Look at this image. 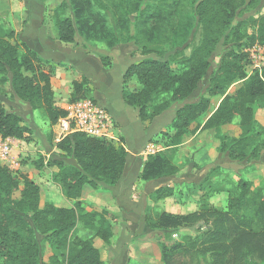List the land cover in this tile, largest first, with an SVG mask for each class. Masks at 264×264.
Here are the masks:
<instances>
[{
  "label": "trees",
  "instance_id": "1",
  "mask_svg": "<svg viewBox=\"0 0 264 264\" xmlns=\"http://www.w3.org/2000/svg\"><path fill=\"white\" fill-rule=\"evenodd\" d=\"M158 1L166 4L167 0ZM245 1L202 0L196 6V13L202 23L218 28L224 22L223 16L233 15ZM69 5L71 16L64 14L63 1L50 10L57 38L63 42H73L79 34L86 39L100 40L108 46L126 42L137 44L121 39L123 29L128 24H136L138 32L148 40L159 42L165 34L171 33L168 39L170 49H176L181 34L190 30L186 19L184 25L176 20L179 0H171L168 16L162 7H156L151 12L153 4L149 0H118L112 8L99 0H69ZM251 21L255 31L248 35V41L237 51H227L220 57L215 70L209 75L205 94L197 101L185 102L198 89L210 68L209 35L183 59L186 66L180 71L173 68L171 58H162L164 52L143 45L140 49L142 57L131 63L123 74L122 101L137 109L144 127L172 104L184 102L176 109L169 125L175 130L170 140L172 146L181 143L193 122L197 123V131H200L218 128L238 118L240 134H221L218 150L231 160L258 161L264 142L258 143L255 139H264V127L256 130L254 103L264 101V68L247 74L245 65L250 63V56L245 48L255 44L264 46V12ZM15 35L14 30L0 35V81L8 82L18 99L28 103L33 110H41L50 125H55L66 115V110L54 100L51 72L42 68L45 62L24 42L14 39ZM151 54H156V57ZM102 61L107 64L108 58L102 57ZM130 80H135L139 87L128 88ZM237 81L239 85L229 91ZM158 95H163V99L149 109ZM89 96L91 86L88 79L81 76L73 80L68 101ZM207 113L206 120L201 124L200 119ZM7 136L29 140L30 127L18 114L5 109L0 101V137ZM54 143L62 158L48 164L57 167L54 177L62 194L72 205L56 206L49 202L41 205L39 186L25 174H14L8 166L0 163V256L11 264H63V259L64 264H104L100 250L91 239H77L73 245L70 238L79 222L92 231L104 247L110 245L113 234L111 218L115 215L106 208L88 209L81 197L85 185L97 187L103 183L114 186L117 183L126 166L125 145L122 139L113 141L79 131ZM64 157L72 158L74 163H65ZM177 172V166L157 153L147 157L139 177L151 180ZM210 182L206 178L205 183L198 186L202 192L197 211L188 214L162 211L159 224L180 227L199 220L203 224L212 219L213 229L200 242L201 245H208L212 256L210 264H249V258L264 259V187L259 185L255 188L251 181L239 179L231 189L225 186L214 189ZM224 191L227 192L226 209L214 208L209 202V195ZM173 194L172 186H160L154 190L152 198L159 200ZM201 225L199 222L195 229ZM38 234L53 250L47 261L39 257ZM186 240L189 245H179L165 252L162 248V263L194 264L197 258L195 249H192L194 240L190 237ZM67 250L70 252L64 256Z\"/></svg>",
  "mask_w": 264,
  "mask_h": 264
},
{
  "label": "rangeland",
  "instance_id": "2",
  "mask_svg": "<svg viewBox=\"0 0 264 264\" xmlns=\"http://www.w3.org/2000/svg\"><path fill=\"white\" fill-rule=\"evenodd\" d=\"M63 1L65 7L64 14L71 16V6L69 0H47L45 2H38L36 0H0V35H7L10 30L16 32L15 38L17 41H22L19 38V32L15 27L23 28L27 22L42 23L48 34L55 33L54 22L52 20L50 10L51 7ZM118 0H99L101 3L108 4L112 8V4ZM153 6L150 11H154L156 7H162L165 14L168 16L170 7L168 6L171 0L165 1L162 4L158 0H149ZM202 0H179V9L177 14V21L183 25L188 21L187 26L190 28L189 32L182 33L179 41L178 50L170 49L171 42L168 39L171 33L165 34L164 39L159 42L146 39L138 32L139 26L136 24H128L127 28L123 29L121 39L131 40L137 42L136 59H140V49L143 45L150 49H157L164 52L163 59H172V66L176 71L184 68L183 59L191 54V51L198 46L201 41L206 40L208 36V43L210 52L208 53V61L210 68L207 75L200 81L198 89L185 102L197 101L199 97L205 94L209 75L215 70L219 63L220 57L227 51H237L243 43L248 41V35L253 33L255 29L252 27L251 19L264 12V0H246L243 5L238 7L233 15L230 17L223 16L224 22H221L218 28L207 26L200 21L196 13V6ZM43 5V6H42ZM39 7V8H37ZM110 17V15H108ZM187 17V18H186ZM186 19V20H185ZM41 25V24H40ZM20 31V30H19ZM23 42V41H22ZM25 43V42H24ZM247 44V43H246ZM253 46V45H252ZM252 46H246L245 50ZM250 54V53H249ZM135 56V54H134ZM150 56L156 57V54ZM250 56V55H249ZM245 65V69H247ZM186 66V65H185ZM0 74V79H1ZM239 85V81L230 86L229 91H233ZM139 84L135 80H130L128 88H138ZM89 98H91L89 96ZM163 99V95H158L154 103L149 106V109ZM0 101L5 109L11 110L18 114L24 123L30 127L29 140L16 139V144L13 147L11 154L12 163L8 165L9 169L14 174H25L29 179L34 181L41 191V205L44 202L52 203L56 206L69 207L72 202L69 201L61 191V188L56 181L54 175L57 172V167L49 166V162L62 158L60 150L55 146L53 139L56 130L55 125H50L47 117L41 110H33L29 104L21 101L13 94L10 84L8 82L2 83L0 81ZM184 102L172 104L168 109L164 110L160 115L156 116L152 121L151 127L156 125L159 131L155 136L146 139L145 147L148 143L155 145L153 152L145 154L143 151V164L149 155L161 153L165 161L178 167V172L154 180L151 187H146L144 197L141 202L138 201L137 208L133 203L124 200L121 203L114 195L111 194L109 186L97 185L92 187L85 185L84 199L87 202L88 209L99 210L102 207L109 208V201L115 205L111 209L115 214L111 218L112 228L117 238L119 233L127 232L125 245L129 242H145V245L140 244L136 246L134 252L142 253L141 249H147L150 256H157V252L163 248V252L170 251L179 245H189L186 237L194 240L197 254L194 264H210L212 260L211 253L208 251V245H201L200 242L213 229V220L209 219L202 224L199 220L192 224H183L180 227H166L159 224L160 213L165 210L167 213L173 214H188L197 211L199 204V196L196 190L199 185L205 183V179L210 180L211 187L216 189L220 186H225L231 189L239 179L251 181L256 188L259 185L264 187V147L261 149V158L258 161L245 159L243 161L231 160L225 153L218 150L220 135H239L240 128L238 126V118H235L231 123L224 124L218 128H204L197 131V123L193 122L187 133L183 136L182 141L177 146H172L170 140L171 135L175 132L170 122L175 114L176 109ZM255 117L257 120L256 130L264 127V101L258 100L254 103ZM208 113L203 115L200 119L202 124ZM169 122V123H168ZM152 123V122H151ZM150 124V123H149ZM148 124V125H149ZM163 129V130H161ZM166 134V136H165ZM256 141L264 142L262 138H256ZM65 163H74L72 158L64 157ZM140 175V174H139ZM199 179V180H196ZM149 181V180H145ZM136 184V183H135ZM171 185L174 188V194L166 201L160 204H149L148 198L150 188L159 185ZM206 182V186H207ZM136 190V189H135ZM230 191V190H229ZM232 191V190H231ZM102 194V202L96 201L92 196L93 193ZM210 204L217 209H226L227 192H216L209 195ZM108 198V199H107ZM107 199V200H106ZM132 200V199H131ZM136 200V199H135ZM197 202V209L192 210V202ZM94 203V206L92 205ZM187 206V207H185ZM127 207L131 208V213L125 210ZM169 210V211H168ZM200 222L201 227L195 229ZM123 225V227H120ZM258 228V226H256ZM125 230V231H124ZM40 241L39 257L41 260L47 261L48 257L53 253L48 243L43 240V237L38 234ZM77 239H91L93 244L102 252L104 246L102 241L93 236V232L85 229L78 222L75 232L71 235V243L74 245ZM147 245V246H146ZM125 246V248H127ZM133 248V247H132ZM69 250L65 251L64 256L69 254ZM57 254H60L57 252ZM249 264H264V259H248ZM64 264V259L62 260ZM0 264H11L5 261L0 256Z\"/></svg>",
  "mask_w": 264,
  "mask_h": 264
},
{
  "label": "crops",
  "instance_id": "3",
  "mask_svg": "<svg viewBox=\"0 0 264 264\" xmlns=\"http://www.w3.org/2000/svg\"><path fill=\"white\" fill-rule=\"evenodd\" d=\"M34 22H27L23 28L16 26L15 29L19 32V38L45 62L42 68L50 70V82L56 104L65 108L69 102L73 80L85 76L91 86V97L108 110L112 118L108 138L113 141L122 139L127 150L125 169L117 183L114 186H109V192L122 204H124V200H127L136 205L137 208L139 205L137 202H141V198L144 197V188L155 184L152 179L145 181L139 177L144 165V141L155 136L159 130L156 129L157 124L151 127L155 119L147 127H144L138 117L137 109L124 104L121 98L123 74L131 63L139 60L135 58L136 44L126 42L108 46L100 40L86 39L79 34L76 35L73 42H63L57 38L56 32L48 34L42 23L37 24ZM102 57L108 58L107 64L103 63ZM100 185L102 183H99ZM160 186L166 185L162 184L150 188V191H148V194H150L149 197L147 196L149 204H160L170 197L159 200L152 198V193ZM201 192L197 189V196H200ZM92 195L96 201L102 202L101 193L94 192ZM84 196L83 191L81 199L87 205ZM196 203L195 201L192 202V210L197 209ZM92 205L94 206V203ZM108 205L109 208H102H106L113 213L111 209H114L115 205L112 208L113 203L110 201ZM125 210L128 214H132L130 207ZM119 225L123 227V225ZM112 231L110 245L104 247L102 252L100 251L104 264H163L160 250L155 257H151L147 249L143 248L141 249L142 253L134 252L136 246L145 245V242H132L131 240L128 241L129 244L126 246L127 232L121 230L120 237L117 238L113 228Z\"/></svg>",
  "mask_w": 264,
  "mask_h": 264
},
{
  "label": "built area",
  "instance_id": "4",
  "mask_svg": "<svg viewBox=\"0 0 264 264\" xmlns=\"http://www.w3.org/2000/svg\"><path fill=\"white\" fill-rule=\"evenodd\" d=\"M247 51L250 53V63L246 69L247 74H250L254 69L264 68V46L255 44L252 49L249 48ZM65 110L66 115L55 124L56 130L53 136L55 142L76 131L109 139L112 118L108 110L93 98L84 97L68 102ZM15 144L16 139L14 137H0L1 164L14 165L11 154ZM154 148V144L148 143L143 151L145 154H150Z\"/></svg>",
  "mask_w": 264,
  "mask_h": 264
}]
</instances>
